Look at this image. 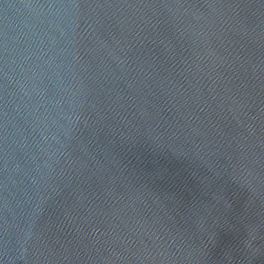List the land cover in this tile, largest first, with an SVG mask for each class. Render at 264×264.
Instances as JSON below:
<instances>
[{"label": "water", "instance_id": "obj_1", "mask_svg": "<svg viewBox=\"0 0 264 264\" xmlns=\"http://www.w3.org/2000/svg\"><path fill=\"white\" fill-rule=\"evenodd\" d=\"M0 264H264V0H0Z\"/></svg>", "mask_w": 264, "mask_h": 264}]
</instances>
